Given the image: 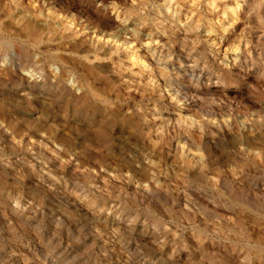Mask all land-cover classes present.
I'll return each mask as SVG.
<instances>
[{"label": "clouds", "instance_id": "9594fccd", "mask_svg": "<svg viewBox=\"0 0 264 264\" xmlns=\"http://www.w3.org/2000/svg\"><path fill=\"white\" fill-rule=\"evenodd\" d=\"M0 264H264V0H0Z\"/></svg>", "mask_w": 264, "mask_h": 264}]
</instances>
